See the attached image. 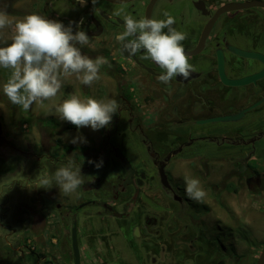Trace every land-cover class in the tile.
Returning <instances> with one entry per match:
<instances>
[{
	"label": "flooded vegetation",
	"instance_id": "obj_1",
	"mask_svg": "<svg viewBox=\"0 0 264 264\" xmlns=\"http://www.w3.org/2000/svg\"><path fill=\"white\" fill-rule=\"evenodd\" d=\"M231 1L246 0H129L122 3L109 0H45L44 4L50 9L43 8V11L48 19L71 26L73 32L83 30L89 39L97 41L99 56L109 62L99 70L103 89L119 91L118 98H114L119 104L117 111L129 114L133 110L132 115L139 124L145 120V128L140 131L144 137L150 136L153 140V147L147 150L151 165L159 169L164 163V169H167L176 155H199L198 143L207 139L222 148L220 155L211 154L214 162L224 160L218 163L227 169L237 170L239 174L246 171V183L258 188L256 186L262 183L264 176V172H260L264 163L259 160L264 155V76L244 85L223 83L218 76L217 51L222 53L223 68L228 78H240L262 70L263 61L241 56L233 49L264 55V7L223 12L202 34L217 9ZM117 6L119 8L115 9ZM163 11H168L175 18L173 27L188 34L182 44L194 69L188 79L177 76L168 85L158 81L157 77L164 70L152 60L144 59L143 50L129 56L122 49L121 42L116 40V36L125 30L126 15L137 20L165 19ZM197 47L196 52L190 53ZM262 98L258 105L233 120L238 122L235 128L196 127L200 120L236 113ZM157 121L164 123L165 127L155 130L153 122ZM101 131L100 138H103L108 131ZM168 136L172 137L175 146L168 148V143H162L160 151L154 147L155 138ZM68 146L75 145L68 143ZM99 169L96 168V173ZM146 169L142 168L141 173L136 171L132 178L118 168L112 169L117 172L100 178L82 176L84 182L77 188L79 195L76 200L68 202V195L55 194L56 199L48 196L51 200L48 199L41 209H37L40 211L18 213L13 221L20 225L17 228L21 231L17 233L11 225L8 226L15 234L11 236L10 245H18L16 250L24 248L32 258L31 264H74L71 232L75 227L78 264L198 263L200 259L196 257L185 259L182 256L175 260V245H168L169 192L182 205L191 204L192 199L185 198L186 195L180 192L178 187H182L179 182L172 183L167 178L168 183L165 184L159 173L157 182L145 172ZM154 184H159V191L152 188ZM151 201L161 204L160 212L148 208ZM197 212H193L195 216ZM78 227L81 233L90 230L97 237L95 248H90L89 254L84 253L82 261ZM115 238H120L124 245L111 244ZM59 245H70L68 255L63 258L58 251ZM82 245L87 250L88 245L85 242ZM209 263L224 264L222 259L214 257Z\"/></svg>",
	"mask_w": 264,
	"mask_h": 264
},
{
	"label": "rangeland",
	"instance_id": "obj_2",
	"mask_svg": "<svg viewBox=\"0 0 264 264\" xmlns=\"http://www.w3.org/2000/svg\"><path fill=\"white\" fill-rule=\"evenodd\" d=\"M44 1L0 0V10L6 11L15 19H22L32 13L48 18L43 8L49 10L50 7ZM11 35L9 28L0 30V46H6L4 41L11 43ZM78 47L89 58L99 57L97 41L93 38L89 39V44ZM10 74V69L0 68V264H31L32 258L24 248L16 250L18 245H10L11 236L15 234L8 226L11 225L17 233L20 232L21 229L17 228L20 225L13 221L18 213L26 210L40 211L37 209L48 202L49 198L56 199L55 194H65L56 185L54 174L60 167L67 165L69 160L74 161L76 167L81 166V175L88 176L89 179L92 175L96 178L108 176L110 172L116 171L113 168H118L121 173L124 170L128 178H132L136 171L141 173L142 168L147 167L145 172L158 182L159 169L151 165V158L148 156L147 150L148 147H153V140L150 136L144 137L140 131L145 128V120L139 124L132 115L133 110L129 114L117 111L107 128L95 131L90 127H71L70 122L55 115V106L73 94L81 100L89 97L97 100L118 98L119 91L103 89L101 76L90 87L81 84L74 75L65 77L63 87L56 97L43 103L35 102L25 111L22 106L12 104L3 93V84ZM142 117L145 118V115ZM237 123H199L196 127L235 128ZM153 124L155 130L165 127L159 121ZM101 130L108 131L103 138H100ZM78 135L83 136L87 142L68 146L72 138ZM206 140L197 142L201 154H187V157L176 155L167 169H164L170 182L180 183L182 188L178 189L184 195L186 176L199 179L206 192L202 200H192L191 204L186 203L188 205L174 200L169 192L168 245H175V260L182 256L185 259L196 257L200 259L196 264H210L209 261L214 257L216 260L222 259L224 264L255 263L253 261L264 245V176L262 183L256 186L258 188L249 186L245 181L246 171L239 174L237 170L227 169L218 163L224 160L214 162L211 154L220 155L222 148L219 149L213 142ZM162 143H167L164 137L155 138L154 147L160 151ZM173 145L175 146L168 142L167 147ZM89 160L94 163L89 164ZM101 160L103 167L96 173L94 165ZM259 160L264 163V155ZM142 162L146 164L143 165ZM261 168L260 172H264V167ZM44 178L52 181L48 188L41 183ZM153 186L159 191V184ZM174 191L177 193L175 189ZM77 192L78 190L66 194L68 202L77 199ZM148 208L158 212L162 209L161 204L153 201L148 203ZM196 210L197 216L193 213ZM35 226H39L37 220ZM77 230L82 261L84 253L89 254L90 248L95 246L97 237L90 230L86 233H81L79 227ZM83 242L88 245L87 250L83 249ZM112 243L124 245L120 238L111 240ZM69 246L59 245L61 258L68 255ZM170 263L173 264L172 261Z\"/></svg>",
	"mask_w": 264,
	"mask_h": 264
},
{
	"label": "clouds",
	"instance_id": "obj_3",
	"mask_svg": "<svg viewBox=\"0 0 264 264\" xmlns=\"http://www.w3.org/2000/svg\"><path fill=\"white\" fill-rule=\"evenodd\" d=\"M162 14L165 19L137 20L126 15L125 30L116 40L129 56L143 50L144 59L152 60L164 70L157 77L158 81L168 85L177 76L188 79L194 69L182 44L188 34L173 27L176 21L168 11ZM5 28L11 29L12 35L11 43L4 41L6 46H0V68L10 69L11 74L2 90L12 104L22 106L25 111L35 102L43 103L56 97L63 87V79L70 75L90 87L100 79V67L109 63L102 56L92 59L82 54L78 45L89 44L83 30L73 32L71 26L36 13L15 19L0 10V30ZM118 108L115 99L81 100L73 94L55 106V115L77 128L90 127L95 131L107 128ZM86 142L79 135L70 141L73 144ZM88 163L94 162L89 160ZM102 163L101 160L94 166L99 169ZM54 180L65 194L75 192L84 182L81 166L76 167L74 161L69 160L55 172ZM41 183L48 188L52 181L44 178ZM185 184L189 199L200 201L206 196L199 179L186 176Z\"/></svg>",
	"mask_w": 264,
	"mask_h": 264
},
{
	"label": "water",
	"instance_id": "obj_4",
	"mask_svg": "<svg viewBox=\"0 0 264 264\" xmlns=\"http://www.w3.org/2000/svg\"><path fill=\"white\" fill-rule=\"evenodd\" d=\"M111 2H116V3H122V2H127L129 0H109ZM253 6H262L264 7V1L261 0H246V1H231L228 3H225L224 5H222L221 7H219L216 11V13L213 15V17L208 21L207 25L205 26L202 34H205L207 29L209 28V26L212 24V22L216 19V17L223 13V12H227V11H231V10H238V9H244V8H249V7H253ZM123 49V48H122ZM198 50V47L190 52V53H194ZM235 52H237L239 55L244 56V57H249V58H257L260 59L261 61L264 62V55L256 53V52H247V51H243L240 49H233ZM217 61H218V76L220 78V80L227 84V85H231V86H238V85H244L246 83L249 82H255L257 79L261 78L264 76V68L262 70H260L259 72L253 73V74H249L240 78H228L224 72V68H223V56L220 50L217 51ZM263 100V98L259 101H256L255 103H253L252 105H250L247 108H243L240 111L233 113V114H226V115H219V116H215V117H211L209 119H205V120H200L198 121V123H204V122H215V121H233V120H237L239 119L243 113L252 108L255 107L256 105H258L261 101ZM165 164L162 163L159 166V177L161 179V181L165 184H167V175L165 174V170H164ZM71 247H72V251H73V256H74V264H78L79 263V252H78V244H77V237H76V229L75 227L72 228V232H71ZM255 264H264V246L262 247L261 251L259 252L256 262Z\"/></svg>",
	"mask_w": 264,
	"mask_h": 264
},
{
	"label": "trees",
	"instance_id": "obj_5",
	"mask_svg": "<svg viewBox=\"0 0 264 264\" xmlns=\"http://www.w3.org/2000/svg\"><path fill=\"white\" fill-rule=\"evenodd\" d=\"M71 127H75V128H77L76 126H74V125H72V124H71ZM58 140H59V139H58ZM164 140H165L167 143H168V142L172 143V140H173V139H172V137H169V136H168L167 138H164Z\"/></svg>",
	"mask_w": 264,
	"mask_h": 264
}]
</instances>
